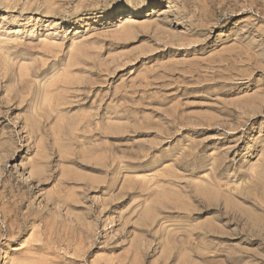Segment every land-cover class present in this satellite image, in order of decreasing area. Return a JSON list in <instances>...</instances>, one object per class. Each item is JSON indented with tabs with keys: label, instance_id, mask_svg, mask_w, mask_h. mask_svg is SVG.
<instances>
[{
	"label": "rangeland",
	"instance_id": "374dc122",
	"mask_svg": "<svg viewBox=\"0 0 264 264\" xmlns=\"http://www.w3.org/2000/svg\"><path fill=\"white\" fill-rule=\"evenodd\" d=\"M263 4L0 0V264H264Z\"/></svg>",
	"mask_w": 264,
	"mask_h": 264
},
{
	"label": "bare ground",
	"instance_id": "6f19581e",
	"mask_svg": "<svg viewBox=\"0 0 264 264\" xmlns=\"http://www.w3.org/2000/svg\"><path fill=\"white\" fill-rule=\"evenodd\" d=\"M262 1H263V0H262ZM263 5H264V4H263ZM222 18H223V17H222ZM263 50H264V49H263ZM263 60H264V59H263ZM17 64H18V63H17ZM5 67H7V65H5ZM12 67H13V66H12ZM0 68H1V67H0ZM1 69H2V68H1ZM3 69H4V68H3ZM7 70H8V69H7ZM9 70H10V69H9ZM2 72H3V71H2ZM5 73H6V72H5ZM20 79H21V78H20ZM22 80H24V79H22ZM58 81H59V80H58ZM19 82H20V81H19ZM22 83H23V82H22ZM22 83H21V85H23ZM1 87H2V86H1ZM0 97H1V96H0ZM1 98H2V97H1ZM6 99H7V98H6ZM19 100H20V99H19ZM9 101H10V99H9ZM22 101H23V100H22ZM24 101H25V100H24ZM24 101H23V102H24ZM6 102H7V101H6ZM6 102H5V106L7 105ZM14 102H15V101H14ZM14 102H13V103H14ZM3 103H4V102H3ZM10 103H11V102H10ZM13 103H12V104H13ZM15 103H16V102H15ZM0 104H1V103H0ZM68 104H70V102H68ZM24 105H25V104H24ZM13 106H14V105H13ZM19 106H20V105H19ZM11 107H12V106H11ZM18 108H19V107H18ZM12 109H13V107H12ZM16 109H17V108H16ZM0 110H1V108H0ZM4 110H5V109H4ZM8 111H9V110H8ZM2 112H3V111H2ZM4 112H5V111H4ZM4 112H3V113H4ZM7 114H8V113H7ZM7 114H6V117H7ZM8 116H9V115H8ZM30 116L32 117V114H31ZM35 116H36V115H35ZM8 118H9V117H8ZM32 118H33V117H32ZM34 118L36 119V117H34ZM8 120H9V119H8ZM2 121H3V120H2ZM6 121H7V120H6ZM67 197H68V196H67ZM72 204H73V203H72ZM7 212H8V211H7ZM7 212H6V213H7ZM8 213H9V212H8ZM12 218H13V217H12ZM12 220H13V219H12ZM12 220H11V221H12ZM15 221H16V220H15ZM79 221H80V220H79ZM76 224H77V223H76ZM80 224H81V223H80ZM9 225H10V223H9ZM10 226H11V225H10ZM9 228H10V227H9ZM99 232H100V231H99ZM95 244H96V243H95ZM0 257H1V256H0ZM4 258H5V257H3V259H4ZM74 262H75V261H74ZM74 262H73V263H74ZM75 264H76V263H75Z\"/></svg>",
	"mask_w": 264,
	"mask_h": 264
}]
</instances>
